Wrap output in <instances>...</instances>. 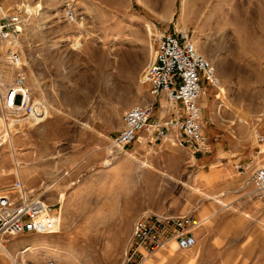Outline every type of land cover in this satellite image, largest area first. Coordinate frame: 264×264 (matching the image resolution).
Segmentation results:
<instances>
[{
    "label": "rangeland",
    "instance_id": "obj_1",
    "mask_svg": "<svg viewBox=\"0 0 264 264\" xmlns=\"http://www.w3.org/2000/svg\"><path fill=\"white\" fill-rule=\"evenodd\" d=\"M7 11L22 19L15 49L47 115L11 130L0 120V145L8 134L0 146V188L20 178L62 219L57 234L21 237L3 248L16 263L2 252L0 264H22L18 251L40 243V264H123L141 214L190 213L204 221L207 235L214 213L221 221L259 211L250 192L251 177L264 166V142L255 137H264V0H0V13ZM150 24L161 31L189 27L229 94L222 100L202 81L198 103L213 147L208 166L194 165L195 154L171 132L151 148L144 138L122 152L112 146L123 112L148 100L140 78ZM10 77L8 71L1 85ZM259 253L252 264H264Z\"/></svg>",
    "mask_w": 264,
    "mask_h": 264
},
{
    "label": "built area",
    "instance_id": "obj_2",
    "mask_svg": "<svg viewBox=\"0 0 264 264\" xmlns=\"http://www.w3.org/2000/svg\"><path fill=\"white\" fill-rule=\"evenodd\" d=\"M21 24L18 13H0V65H5L11 73L6 84L0 83V120L3 122L19 115L38 117L41 113L25 83L22 61L15 49ZM149 30L150 54L140 78L148 100L123 112L122 128L112 139V146L122 152L144 138L141 141L151 148L171 132L177 143L187 144L193 154L210 155L212 146L198 103L203 91L202 81L215 88L222 100L228 99L229 94L209 61L197 52L189 27L182 25L173 31H161L155 24H150ZM156 112L164 117L156 116ZM207 121L211 122V119ZM255 137L258 142H264L260 134ZM251 186L250 201L264 214V166L251 177ZM60 225L55 210L40 194L26 190L20 178L8 187L0 188L2 248L8 250V246L21 237L57 234ZM205 236L204 221L193 214L178 217L141 214L133 224L123 264H140L171 243L180 251L191 250ZM46 264L54 263L47 261Z\"/></svg>",
    "mask_w": 264,
    "mask_h": 264
},
{
    "label": "crops",
    "instance_id": "obj_3",
    "mask_svg": "<svg viewBox=\"0 0 264 264\" xmlns=\"http://www.w3.org/2000/svg\"><path fill=\"white\" fill-rule=\"evenodd\" d=\"M2 68H4L3 65H0V80L2 77L7 80L8 71L2 74ZM156 116L164 117L159 112H156ZM202 120L204 122L203 117ZM212 152L210 155L197 154L199 155L197 157L196 154H193V164L201 167L208 166L211 163L210 156L213 154ZM50 172L51 169L48 174ZM227 172V170H224L220 174L226 176ZM197 177L202 179L204 174L200 173ZM245 212L240 211V215H236L231 219L224 218L221 221H219V214L215 215L216 213H214L212 215V218H214L208 220L210 224L207 225V235L194 248L188 251H180L175 244H167L158 252L145 258L140 264H244V262H246L245 264L247 262L252 264L254 259L256 262L258 256L260 257L259 252L264 253V214L261 212L262 215L258 211L259 213L253 212L252 215L245 216ZM182 215L170 216L178 217ZM205 215L203 214V216ZM127 228L130 233L129 224ZM234 246L235 250H238V259L234 258Z\"/></svg>",
    "mask_w": 264,
    "mask_h": 264
},
{
    "label": "bare ground",
    "instance_id": "obj_4",
    "mask_svg": "<svg viewBox=\"0 0 264 264\" xmlns=\"http://www.w3.org/2000/svg\"><path fill=\"white\" fill-rule=\"evenodd\" d=\"M72 14V13H71ZM70 14V15H71ZM73 15V14H72ZM44 114L45 115H47V113L46 112H44V113H40V115L38 116V117H28V118H23V119H19V118H17V116H15V117H13V118H9L8 119V121H7V128H8V130H11V129H9L10 128V126L12 127V126H15V124H18V123H20V122H31L32 124H35V125H38V123L39 122H41L46 116H44ZM15 123V124H14ZM10 132V131H9ZM6 137H8V134H6V135H2L1 136V145L3 146V145H5L4 143H5V140H6ZM0 145V146H1ZM7 148V147H6ZM121 152V151H120ZM5 162H8V159H7V156L3 159ZM4 161H2V163H1V165L3 164V166L5 165L4 163ZM3 172V171H2ZM5 173V172H4ZM61 219H62V215H61V210H60V221H61ZM3 238H0V241L3 243ZM2 244L0 243V255H1V253L3 252V253H6V254H8V256H9V258L14 262V263H16V259L14 258V257H12L7 251H5L3 248H2V246H1ZM45 244L44 243H40V244H37V246L36 247H40L39 249H44L45 248ZM36 247H31V246H29V247H25L26 248V250L23 252V253H20L21 255H22V261H23V263L22 264H27V262L25 261V259H26V255H28L29 256V264H40V258L38 257V256H36L34 253L36 252ZM171 247V246H170ZM28 260V259H27Z\"/></svg>",
    "mask_w": 264,
    "mask_h": 264
}]
</instances>
